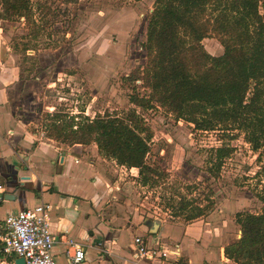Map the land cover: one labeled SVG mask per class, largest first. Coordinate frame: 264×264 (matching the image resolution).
<instances>
[{
	"label": "rangeland",
	"instance_id": "374dc122",
	"mask_svg": "<svg viewBox=\"0 0 264 264\" xmlns=\"http://www.w3.org/2000/svg\"><path fill=\"white\" fill-rule=\"evenodd\" d=\"M155 1L30 0L27 18L7 13L0 0V58L10 59L16 69L10 81L24 86L13 89L14 99L37 106L47 137L55 115L68 124L75 118L78 125L107 112L137 110L152 132L147 166L153 171L127 169L108 159L110 202L124 206L135 223L192 226L198 234L207 228L200 240L219 254L217 249L238 241V213H262L264 150L259 156L244 133L231 139L220 131L199 132L159 106L131 104L132 95L147 94L127 77L147 64L144 46ZM203 45L213 56L224 53L214 38ZM222 146L232 154L217 171L215 150ZM196 207L204 214L189 220Z\"/></svg>",
	"mask_w": 264,
	"mask_h": 264
},
{
	"label": "trees",
	"instance_id": "16d2710c",
	"mask_svg": "<svg viewBox=\"0 0 264 264\" xmlns=\"http://www.w3.org/2000/svg\"><path fill=\"white\" fill-rule=\"evenodd\" d=\"M4 2L7 13L29 18L30 0ZM208 38L223 46L221 56L206 51L203 41ZM144 50L148 59L143 72L134 71L127 80L140 81L147 94L132 95L131 104L159 106L199 132L220 131L231 139L244 133L261 155L264 0H156ZM53 118L50 139L69 146L96 144L102 157L121 167L153 171L147 166L152 132L137 110L107 112L78 125L75 118L69 124L58 115ZM231 154L228 146L215 150L217 171ZM194 211L189 220L204 214L200 207ZM235 222L241 238L225 248V255L237 264H264V208L260 214L238 213Z\"/></svg>",
	"mask_w": 264,
	"mask_h": 264
},
{
	"label": "crops",
	"instance_id": "0c3cea01",
	"mask_svg": "<svg viewBox=\"0 0 264 264\" xmlns=\"http://www.w3.org/2000/svg\"><path fill=\"white\" fill-rule=\"evenodd\" d=\"M9 63L10 59L0 58V182L4 189L0 191V224L13 211L51 204V231L57 241L53 254L58 264H70L66 258L70 241L83 246L87 254L81 264H120L133 258L137 236L147 237L150 245L158 241L181 246L183 257L178 264L183 259L185 264H237L225 258L226 244L216 254L205 238L200 240L207 228L198 234L192 226L184 229L162 223L156 230L148 221L135 223L124 206L111 203L105 180L108 159L100 155L96 144L64 146L47 137L37 106L14 99L13 89L24 86L10 81L16 69ZM237 233L239 240L241 230ZM103 240L113 250L112 256L100 250ZM17 259L0 255V264H16Z\"/></svg>",
	"mask_w": 264,
	"mask_h": 264
},
{
	"label": "built area",
	"instance_id": "2783aa9c",
	"mask_svg": "<svg viewBox=\"0 0 264 264\" xmlns=\"http://www.w3.org/2000/svg\"><path fill=\"white\" fill-rule=\"evenodd\" d=\"M141 86V82L137 81ZM0 182V191H3ZM53 206L49 203L39 204L33 208H25L9 213L0 224V255L24 258L25 264H58L53 251L57 243L51 231V214ZM107 240L101 242L100 250L113 255L107 248ZM66 252L70 264H81L87 259L83 246L70 241ZM135 253L132 259L120 264H154L172 262L178 264L183 252L176 243L156 242L150 245L147 237L137 236L134 239Z\"/></svg>",
	"mask_w": 264,
	"mask_h": 264
},
{
	"label": "water",
	"instance_id": "95a60500",
	"mask_svg": "<svg viewBox=\"0 0 264 264\" xmlns=\"http://www.w3.org/2000/svg\"><path fill=\"white\" fill-rule=\"evenodd\" d=\"M6 199H8V198H6ZM12 199H14V198H12ZM160 226V224L159 223H153V227H156V230H157V228ZM157 232V231H156ZM16 264H25V260H24V258H18L17 260H16Z\"/></svg>",
	"mask_w": 264,
	"mask_h": 264
}]
</instances>
